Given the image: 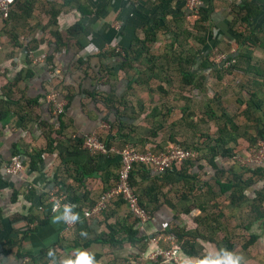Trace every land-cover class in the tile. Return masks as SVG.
<instances>
[{
  "label": "crops",
  "instance_id": "1",
  "mask_svg": "<svg viewBox=\"0 0 264 264\" xmlns=\"http://www.w3.org/2000/svg\"><path fill=\"white\" fill-rule=\"evenodd\" d=\"M187 1L15 0L9 19L0 17V264H19V254L27 264H74L82 254L99 255L96 264H129L153 249L145 239L155 235L174 236L190 264L264 260V164L250 161L264 108L248 111L247 92V107L233 108L229 124L226 97L220 100L227 83L237 87L242 76L234 78L239 69L215 74L223 63L207 50L219 40L231 47L237 9L258 7L264 18V0H199L197 11ZM118 53L131 67L119 68ZM55 89L65 102L60 117L47 98ZM104 123L112 124L108 141L116 147L180 143L197 152L165 174L134 168L131 183L149 213L142 227L122 201L98 217L82 215L117 173L118 158L92 156L77 144ZM17 150H42L38 171L6 175ZM229 182L223 193L221 183ZM69 188L78 210L66 228L64 209L51 211L50 194ZM112 233L111 243L97 241ZM226 242L233 247L223 256Z\"/></svg>",
  "mask_w": 264,
  "mask_h": 264
},
{
  "label": "built area",
  "instance_id": "2",
  "mask_svg": "<svg viewBox=\"0 0 264 264\" xmlns=\"http://www.w3.org/2000/svg\"><path fill=\"white\" fill-rule=\"evenodd\" d=\"M15 0H0V17L4 20L9 19L10 11ZM199 0H188L186 7L191 11H197ZM218 56V61L224 62V67H229L235 60H227L228 54L223 53ZM222 55V57H221ZM59 91L53 90L47 96L48 101L53 106V113L59 116L64 113V100L58 99ZM58 124L55 129H58ZM109 126L102 124L101 129L86 134L83 138V148L91 155H111L118 157V179L115 184L102 192L97 202L91 207L82 210V215L86 219L98 217L104 213L110 205L117 201H122L128 208V211L137 220L142 227L149 220V214L139 203V196L133 188L130 181V173L136 164L144 165L146 169L157 174H165L169 171H175L183 166L187 161L193 160L197 152L193 149L185 148L180 143H172L161 149L154 145L147 144L140 148L137 145L126 144L123 147L107 146L105 139ZM156 148V150L154 149ZM250 161L255 165L264 164V137L257 139L251 151ZM6 175H18L27 170L20 156L15 154L10 161L3 167ZM51 202L53 210L64 209V222L66 228L74 225L76 222V210L78 206L64 201V197L59 198L51 193ZM146 245L153 247L148 252L140 253L136 258L130 257L127 263L138 264L140 261H148L151 264H190L183 259V251L174 236L155 235L145 239ZM165 244V246H163ZM29 258L25 257L19 264H27Z\"/></svg>",
  "mask_w": 264,
  "mask_h": 264
},
{
  "label": "trees",
  "instance_id": "3",
  "mask_svg": "<svg viewBox=\"0 0 264 264\" xmlns=\"http://www.w3.org/2000/svg\"><path fill=\"white\" fill-rule=\"evenodd\" d=\"M14 4H15V2H14ZM14 4H13V6H14ZM248 6L249 5H247V4L241 5L240 10L237 9V13L234 15V19L232 22V26L235 27V30H234L235 32L233 33V36H236L235 41L237 42V44H238V41H240V43L243 44L242 47H240L241 44H238V48L239 49L246 48V47H248V48L245 49L244 51L240 50V51L235 52L234 54H228L227 60H229V61L235 60V62H232V64L229 65V67L222 66L223 67L222 71H221V69L217 68L218 70L214 71V73L218 74L219 72H223V75H225L227 73H232L235 69H239V70L241 69L244 71V73L246 75V80L244 77H242V80L237 83L238 88L240 89L238 91V93L241 94V91H243V93L249 92L251 94V99L248 102V111H250L252 109L256 110L258 108H261L264 105V98H263L264 94L262 91V90H264V59L252 61L253 57L251 55L253 53L252 47H255V49L264 52V18H262L260 21L254 22L255 17H259L258 15L260 14L259 13L260 8L253 6V7H250L248 9H244V8H247ZM12 9H13V7H12ZM189 16H192V14H190ZM9 17H10V14H9ZM201 18H205V16H201ZM199 20H203V19H199ZM191 21L193 22V25L195 27L200 28L199 27L200 23L196 24L195 19L193 20L191 18ZM55 36H56V38H58L57 33L55 34ZM197 39H199L203 43L206 42V38L204 36H200V37L198 36ZM215 45L216 44H214L213 46H215ZM244 45H245V47H244ZM111 53H114V52H111ZM117 56L122 58V63L119 66L120 69H124L126 67H131V66L124 64L125 56L123 54L118 53ZM222 63H224V62H222ZM106 71H108L109 73H116L115 68L113 66H110V65L106 66ZM187 74H188V71H183V75L185 78L187 77ZM247 77H248V80H247ZM198 85H199V83H195L192 86L197 87ZM251 87H254V90H249V88H251ZM192 89H194V88H192ZM240 98H241L240 95H239V97L237 96V100L239 102H243L244 100H241ZM206 109L207 110L211 109L210 104H206ZM263 112H264V109H263ZM225 113L229 114L230 112H225ZM60 116H62V115H60ZM225 116L227 118L229 117V124L230 125H232L231 123H235L232 113H230V115H225ZM110 125H112V124L110 123ZM235 127L237 128V126H235ZM60 129L61 128L55 129V131L58 132V131H60ZM224 133H225L224 129H221L220 134L222 135V137H221L222 141L225 140V137H223ZM258 136L264 137V126H262L258 130ZM260 137H259V139H260ZM48 142L49 143L47 145L48 146L47 150L50 151V150H52V148H51L52 143L50 141H48ZM81 143H82L81 139L77 140V144L81 145ZM154 149L156 150V148H154ZM42 152H43L42 150H36L34 152H31V153H25V152L17 150V151H15L14 154L18 153L22 158V163H27L30 170L38 171L40 164L43 162L42 157H41ZM225 154H227V151L224 152V155ZM229 154L230 153H228L227 155H229ZM215 155H216V153L214 152L213 157ZM212 162H213V164H215L214 158H212ZM136 166H141V168H143V169L145 168V166L142 164L141 165L136 164L130 173L131 182H132V176L134 174L133 170ZM117 170H118V168H117ZM117 179H118V174L116 173L115 179L110 181L109 184L105 186V189L114 185ZM237 179H239V181H243L241 178L237 177ZM244 183L247 184V186H249L252 182H251V180H247V182L245 181ZM233 186H234V184L232 185L231 182L221 183L223 193L230 191ZM237 188H238V190H241V189H244V186H239V187L237 186ZM70 189L71 188H69L68 191H66V193H64V194H62V192L61 193L57 192V191H55V192L57 193L59 198H61L62 195H65V198H64L65 202L77 203V205H78V200L76 198L74 199L71 197V193L69 192ZM141 198H142V196H139V203L144 209H146V206L142 203ZM23 219L27 220V221L32 220L31 218H29L27 216H25ZM42 222H44V218L39 223H42ZM128 232L129 233H127V235L129 237H131V239H134L135 235H136V231L134 229L130 228V230ZM113 236H115V233H112L108 236L109 240L100 239L97 241H100L99 243H104V244L111 243L113 241V239H112ZM252 238L255 239L257 237L254 235V236H252ZM226 243H227L226 250L227 249L228 250L222 251L223 256H227L228 254H231L230 251L232 250V247H233L230 242H226ZM18 257L20 259H21V257L24 258V254H19ZM89 258H90V261L93 262V263L91 262V264H96V261L98 260L99 255H95V256H92ZM76 260H77V258H74L73 262H75Z\"/></svg>",
  "mask_w": 264,
  "mask_h": 264
},
{
  "label": "rangeland",
  "instance_id": "4",
  "mask_svg": "<svg viewBox=\"0 0 264 264\" xmlns=\"http://www.w3.org/2000/svg\"><path fill=\"white\" fill-rule=\"evenodd\" d=\"M259 17H255V19H254V22H257V21H260L261 19H262V17H261V15L259 14L258 15ZM220 36V35H219ZM219 36H216V38H215V40L213 41V42H215L216 41V39L218 38L219 39ZM223 39V38H222ZM232 42V41H231ZM229 41L228 40H226V41H224V40H219V41H217L215 44L217 45V47L216 46H213V47H211V48H209L208 49V54H210V57H211V59H213L214 61H217L218 60V56L220 55V54H222V55H224L223 53H225V54H228L229 52H232V48H235V50L236 51H240L241 49H239L238 48V45H237V42H235V41H233L232 43H231V47L229 46ZM236 43V44H235ZM238 44H241L240 43V41H238ZM242 45L243 44H241L240 45V47H242ZM244 47H245V45H244ZM252 49H253V53L251 54L252 55V57H253V61H255V60H262V59H264V52L263 51H260V50H257V49H255V47H252ZM222 55H221V57H222ZM234 78H236V76L237 77H243V75L245 74L244 73V71L243 70H238V71H234ZM245 78H246V76H245ZM237 82V81H236ZM229 89L223 96H222V99L220 100L221 101V104H223V99H224V97H226V103H227V105H228V109H226L228 112H230V113H234V112H238V110H234L233 111V108H236L237 106H239V108H244V107H247V105H244V104H246V102L248 101V99L247 98H245L246 96H247V94L246 93H243V91H241V94H239L238 93V91L240 90L239 88H238V86L237 87H235V86H233L232 84H231V86H230V84L229 83H227V86H226V88H225V90L226 89ZM239 95L241 96V100H244L243 102H239L238 100H237V96L239 97ZM233 97H234V100H233ZM264 98V97H263ZM234 101H235V103H234ZM263 108H264V106H263ZM259 111V110H258ZM258 111L256 112V113H258ZM249 113V112H248ZM240 115V119L242 118V116H241V113H239ZM238 115V114H237ZM258 132V131H257ZM256 209V208H255ZM257 261H261V260H257ZM262 262H263V264H264V260H262ZM261 262V263H262ZM259 263V262H258ZM261 263H259V264H261Z\"/></svg>",
  "mask_w": 264,
  "mask_h": 264
},
{
  "label": "clouds",
  "instance_id": "5",
  "mask_svg": "<svg viewBox=\"0 0 264 264\" xmlns=\"http://www.w3.org/2000/svg\"><path fill=\"white\" fill-rule=\"evenodd\" d=\"M235 53V52H237L235 49H232V52H229L228 54H232V53ZM56 90V89H55ZM59 95H60V91H59ZM58 99H60L59 98V96H58ZM65 103V102H64ZM64 108H65V104H64ZM61 115H63V114H61ZM60 116V115H59ZM105 122V121H104ZM105 125H108L109 126V130H108V132L106 133L107 134V138L105 139V143H107V146L109 147V146H111L112 144H109V139H110V135H111V132H112V128H111V125L110 124H107V123H104ZM102 126V125H101ZM94 132H96V131H94ZM92 133V132H91ZM88 134H90V133H88ZM85 136V135H84ZM84 136L82 137V143H81V148H83L82 146H83V138H84ZM259 139V138H258ZM127 144H132V143H127ZM126 145V144H125ZM134 145V144H133ZM113 146V145H112ZM121 147H123V146H121ZM84 149V148H83ZM85 150V149H84ZM87 151V150H86ZM88 152V151H87ZM89 153V152H88ZM17 155H19L18 153H16ZM90 154V153H89ZM13 155H15V154H13ZM12 155V156H13ZM91 155V154H90ZM11 156V157H12ZM20 156V155H19ZM92 156H94V155H92ZM95 156H111V155H95ZM10 157V158H11ZM111 157H114V156H111ZM116 158H118V157H116ZM20 160H21V162H22V158H21V156H20ZM10 161V160H9ZM7 164V163H6ZM5 164V165H6ZM24 165H26L27 166V170L28 171H30V169H29V167H28V164L27 163H23ZM118 164H119V159H118ZM4 165V166H5ZM4 169V168H3ZM130 181H131V175H130ZM132 184V183H131ZM133 186V185H132ZM56 196H58L57 194H56ZM70 203V202H69ZM71 204H73V203H71ZM74 204H76V203H74ZM77 205V204H76ZM53 205L51 206V211L52 212H55L54 210H53ZM29 262H30V260H29ZM28 262V263H29ZM74 264H91V261H90V258L86 255V254H82L75 262H74ZM227 264H235V262H233V261H228L227 262Z\"/></svg>",
  "mask_w": 264,
  "mask_h": 264
}]
</instances>
